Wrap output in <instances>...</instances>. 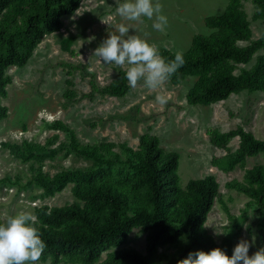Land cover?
<instances>
[{
  "label": "rangeland",
  "instance_id": "rangeland-1",
  "mask_svg": "<svg viewBox=\"0 0 264 264\" xmlns=\"http://www.w3.org/2000/svg\"><path fill=\"white\" fill-rule=\"evenodd\" d=\"M122 2L81 0L72 14L62 17L61 29L42 38L24 66L6 69L11 81L6 86V96L0 100L7 108L6 117L0 119V222L20 211L35 215V209L43 205L50 208L73 202L82 204L71 191V181L47 193L33 180L37 169L52 176L61 170L95 167L92 158L70 149L71 133L79 144L105 145L103 152L111 160L132 157L130 152L122 151V145L135 150L142 135L152 134L164 150L179 154L181 185L193 178L215 177L221 194L207 214L205 227L218 244L232 249L241 239L248 240L251 256L259 247L262 211L253 199L228 183L242 181L245 169L264 163V154L247 156L242 166L222 170L212 164V159L234 151L238 137L221 148L212 144L209 136L241 126L256 138L264 139V91L242 90L211 104L192 105L187 103L186 93L196 81L193 75L177 84L168 80L156 90L139 81L121 97L102 94L92 87L106 85L119 69L126 71L127 65L105 64L92 55L109 33L118 34L119 24H125L130 34L140 36L157 50L164 47L183 52L189 48L194 34L211 32L204 18L222 13L228 0H159L168 20L163 32L152 27L155 17L124 20L117 12ZM240 5L250 21L251 37H259L264 32V19L253 18L255 7L251 0H240ZM257 54L247 63L238 64L235 72L249 68ZM89 67L93 71L89 72ZM158 93L168 98L166 105L156 103ZM56 121H61L65 128H55ZM110 168L128 169L125 163ZM184 243L181 237L158 247L155 260L171 264L173 253ZM123 247L144 254V232L133 228L124 243L109 250ZM106 252L102 251L92 264H102ZM37 264H49V260H39ZM58 264L85 263L62 259Z\"/></svg>",
  "mask_w": 264,
  "mask_h": 264
},
{
  "label": "trees",
  "instance_id": "trees-1",
  "mask_svg": "<svg viewBox=\"0 0 264 264\" xmlns=\"http://www.w3.org/2000/svg\"><path fill=\"white\" fill-rule=\"evenodd\" d=\"M251 1L255 7L253 18L264 19V0ZM80 2L0 0V100L6 96V86L11 81L6 69L24 66L42 38L61 29L62 17L72 14ZM204 24L211 32L192 36L189 48L181 52L184 65L169 79L177 84L186 76H196L186 93L187 103L207 105L242 90L264 91V32L257 38L251 37L250 21L240 0H228L223 12L206 16ZM258 51L262 53L257 54ZM158 53L165 60L174 59L176 54L164 47ZM255 54L249 68L235 72L238 64L247 63ZM125 73L119 69L109 83L92 87L102 94L121 97L131 88ZM6 115L7 108L0 103V119ZM53 126L65 128L61 121ZM233 137H238L237 148L214 157L213 165L229 170L242 166L247 156L264 154V139L256 138L241 126L223 133L213 132L209 140L226 148ZM69 146L92 158L95 167L61 170L52 176L44 175L40 169L34 173L33 180L47 193L71 181L73 195L82 202L35 209V227L47 245L40 260L48 259L49 264H58L62 259L92 264L102 251H107L102 264H159L154 258L157 248L181 237L185 243L173 253L171 264H177L190 252H208L217 247L231 257L233 249L218 244L205 227L207 214L221 194L215 177L193 178L181 185L179 154L164 150L157 136L142 135L135 150L122 145L123 152L132 154L125 160L105 157L103 144H79L72 133ZM120 163L128 169L110 168ZM228 185L253 199L262 211L258 250L264 249V163L245 169L242 181L233 180ZM135 227L145 234L144 254L128 247L109 250L124 243Z\"/></svg>",
  "mask_w": 264,
  "mask_h": 264
},
{
  "label": "clouds",
  "instance_id": "clouds-1",
  "mask_svg": "<svg viewBox=\"0 0 264 264\" xmlns=\"http://www.w3.org/2000/svg\"><path fill=\"white\" fill-rule=\"evenodd\" d=\"M159 0H124L119 3L117 12L127 21H140L142 17L153 19L152 27L163 32L168 20L162 14ZM118 34L109 33L107 38L94 50L93 54L105 64L125 66V78L130 87L135 88L139 81L152 90L164 85L185 63L183 54L177 52L174 59L165 60L154 45L135 34L123 23L117 27ZM89 72L93 71L91 67ZM155 101L166 105L168 98L158 93ZM36 216L30 211H20L8 215L0 222V264H37L47 245L35 227ZM216 234H222L216 232ZM250 243L241 239L229 257L220 248L208 252H190L177 264H264V249L249 255Z\"/></svg>",
  "mask_w": 264,
  "mask_h": 264
}]
</instances>
